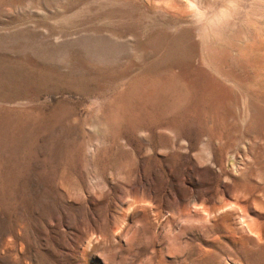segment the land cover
<instances>
[{"label":"rangeland","instance_id":"obj_1","mask_svg":"<svg viewBox=\"0 0 264 264\" xmlns=\"http://www.w3.org/2000/svg\"><path fill=\"white\" fill-rule=\"evenodd\" d=\"M0 264H264V0H0Z\"/></svg>","mask_w":264,"mask_h":264}]
</instances>
